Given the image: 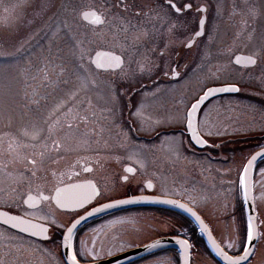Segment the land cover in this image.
<instances>
[{
	"label": "rangeland",
	"instance_id": "obj_1",
	"mask_svg": "<svg viewBox=\"0 0 264 264\" xmlns=\"http://www.w3.org/2000/svg\"><path fill=\"white\" fill-rule=\"evenodd\" d=\"M260 2L261 13L252 41L245 42L246 46L240 41L238 47L263 50L264 0ZM89 5L94 6V0H0V206L51 223L54 220L57 227L73 214L60 213L47 203L29 210L22 206L21 199L34 183L39 186L51 182L54 173L66 176L75 167L76 159L87 158L93 162L96 157L100 158L103 163L94 166L92 175L103 187L101 198H107L125 193L128 187L133 192L141 191V180L147 175L155 180L158 190H165L166 185L168 188L173 182L188 184V176L183 179L179 171L187 157L189 160L183 168L187 169L191 164L199 174L195 179L197 191L193 198L184 195L194 201L198 210L202 209L222 245L232 251L240 250L244 241L240 238L237 218L228 219V223L217 217L213 221L208 218V205L212 199L205 194L209 187L204 186L215 171L213 159L205 157L204 150L191 148L187 153L189 148L183 141L185 135L179 132L171 131L163 138L161 134H146L144 128L181 127L182 106L189 105L193 96L191 90L196 87L195 77L200 76V83L209 79L210 82L234 81L243 91V102L236 95L227 101L219 98L205 104L199 122L205 137H216L225 131L244 135L257 129L264 130V60L243 72L231 63L230 51L226 56L214 50L210 63L196 72L195 69L190 71L183 80L175 83L181 97L173 106L166 92L148 97L152 98L149 101L139 94L137 101L131 99L127 104L126 99L120 97L127 96L135 79L129 80L126 88H119V92L115 83L126 75V71L132 70L129 68L133 64L139 68L144 64L140 52L143 26L139 22L125 24L123 14L113 3L103 9L107 23L87 26L81 22L79 12ZM117 12L121 24L111 23ZM211 26L213 31L217 28L213 40L216 49L219 48L216 44L225 37L222 35L225 26H233L240 30L238 32L244 28L242 24L219 21H214ZM99 47L116 49L126 55L124 65L114 75L99 74L92 68L89 58ZM196 59L192 67L204 65V58ZM247 92L254 93L255 98L246 97ZM141 117L144 120L141 121ZM122 125L127 126L126 131ZM123 147L122 153L117 151ZM126 159L135 172L127 182L120 183V165ZM164 165L170 167H164L167 169L160 175ZM222 168L225 170L222 184L226 188L232 179V167L222 164ZM255 179L257 217L262 228L252 259L247 264H264V162L259 165ZM227 209L230 208L221 207L220 211ZM143 219L140 210H124L86 224L78 235L77 232L74 234L77 253L85 260L98 259L157 233L155 228H151L152 231L143 229ZM172 226L167 222L159 229H164L165 233ZM0 234L4 238L0 264H63L47 242L33 240L2 226ZM88 251L93 255L88 256ZM158 261L177 264L166 254L135 264H157ZM192 264L215 262L201 247L196 248Z\"/></svg>",
	"mask_w": 264,
	"mask_h": 264
},
{
	"label": "flooded vegetation",
	"instance_id": "obj_2",
	"mask_svg": "<svg viewBox=\"0 0 264 264\" xmlns=\"http://www.w3.org/2000/svg\"><path fill=\"white\" fill-rule=\"evenodd\" d=\"M111 3H113V6L117 10H119L120 13L123 14L124 20L125 22H127L125 24H129V23L135 24V22H139L143 26V30H144V33L142 34V38H141V51H140L143 54L142 57L144 64L141 66V68L134 66V64L133 65L130 64L132 65L130 66L132 68L129 67L128 68L132 70L126 71V75L124 77H119L120 80L117 83L114 82L117 85V89L119 92L120 91L119 88H126V83L131 79H135V81H133L131 86L129 87L130 91L127 94V96L125 98H122V96L120 97L121 99H126L127 104H130L131 99L137 101L138 100L137 95L139 94L143 95L144 97L143 99L149 101L152 98H148V97H152L153 95H158L160 93L166 92L169 94L172 101L170 102V105L173 106L177 102V100L181 97L180 95H178L179 93L177 89H175V83L183 80L190 71L195 69L194 71L196 72V70L198 71L201 67L206 66L207 62L210 63L209 58L213 56L212 52L214 50L216 51L219 50V53L226 56L228 51H230L231 53L230 57L235 53H243L253 56L256 60V64L248 67L236 66L238 68H241L243 72L246 71V69L248 70L253 69L254 67H256L257 63L260 60L261 62L264 60V43H263L262 51H254V50L238 47L240 41L244 43L243 46H246L245 42L249 44L252 41V37L254 35V28L256 26L257 19L259 18L261 13L262 5L260 0H171V3H174L176 7L180 9L179 12H177L174 8L171 7L169 0H94V6L89 5L83 8L96 9L98 13H100V15L102 16L103 23H100L99 25H95V26H101L104 23L108 22L103 9L108 4ZM185 5H191V7H185ZM217 8L219 11H217ZM200 9L203 10L201 11ZM119 12L115 14V17L114 19L111 20V23L119 22L121 24V20L119 18V14H120ZM202 17L204 18V24L202 26L201 35L197 36L196 33L199 30V22ZM214 21L217 22L219 21L223 23L229 22L238 25L242 24L244 25V28H242L241 30L242 32H238L239 29L235 30V27L233 26L230 27L225 26L226 28L222 32V35L225 37L221 42L216 44L219 46V48L216 49L215 47H213V40H214V35L217 34L216 33L217 28H214L213 31V27L211 26L213 25ZM219 33L220 32L218 31V34ZM223 45L226 46L222 47ZM231 47H234V49H231ZM121 54L123 56V60H125V54L123 53ZM197 57L204 58V65L200 64V67L198 68H196V66L192 67L193 65H195L192 63L197 60L196 59ZM189 65H191V67H189ZM119 69L113 71H98V72L99 74L114 75ZM199 78L200 76L198 78L197 76L195 77L196 87H194L195 89L191 90L193 96L191 97L188 103L189 105L184 104L182 106L184 107L182 126L163 128L162 125H158L157 127H149V128L145 127L144 128L145 133L146 134L155 133L158 135L161 134L160 136H163L164 138V136H166L171 131L179 132L180 135L181 134L185 135V138H183V141L185 143L184 142L183 143L185 147L189 148L187 153L191 152L190 151L191 148L197 151L204 150L206 155L205 157H209L213 159L212 164L214 162L215 171L210 178V182L206 183V185L204 186V188H206L207 186L209 187V189L206 190L205 194L212 199V201L208 205L210 206L209 207L210 213H208V218H211L213 221V219L217 217L225 222H227V220L230 218L231 219L237 218L236 221L237 226L240 229V231H242L244 228L243 220H242L243 215L241 211L240 202H238L237 200L236 186L238 183L239 167L243 157L240 155L241 156L240 159V156L239 155L237 156L235 154L236 153L241 154L246 149V147L244 146L243 143H241L240 145L238 144L237 146L232 145V147H227L221 144H213V143L208 144L205 136L201 132L200 129L201 127L199 124L200 112L207 102L219 98L225 99L226 101L230 100L229 98L236 97L234 96V94L237 91L235 93H229V94L209 98L199 108L197 125H198L199 134L205 138L206 143H204V145L193 144L189 140L185 129L186 113L188 107L201 93H203V91L208 86L214 84L230 83V84H235L239 90V85L234 81H228V80L210 82V79L205 83H200L198 82ZM201 84H204V86ZM133 94H136V96L133 97ZM142 120H144L143 117H141V121ZM144 123H147L146 120ZM122 126L124 127L123 129H125L126 131L127 126L124 125ZM131 130L133 129L131 128ZM225 132L226 133L220 134L218 137L236 135V133L234 132H229V131H225ZM155 134H151V136ZM218 137H214V138H218ZM161 144L165 145L164 143ZM124 148L125 147L120 148V150L117 151L122 153ZM223 152L228 153V158L226 161H222L218 159L219 154ZM208 154H210L211 156H209ZM213 154H216V156H213ZM187 160L189 159H187V157H184L185 164ZM218 160L222 162L223 166L228 164L229 166L232 167L231 169L232 179L228 181L229 183L226 188L225 185L222 184V177H224L225 175L224 174L225 170L222 168V164ZM75 161H76L74 163L75 167L72 170H70L66 176L61 177L60 175H56V173H54L55 176L54 175L52 176L51 182L50 181H48L47 183L43 182L42 184H38L39 186H37V183L36 184L34 183L32 186L33 188L25 191L24 195L26 193H34V194L46 193L48 195H51L53 189L58 185H62L64 183H69L74 181H80V180H92L94 181V183L96 184L99 190V195L96 196V198L93 200L92 203H90L88 206L84 207L79 211L59 210L54 206V204L50 199L41 201L40 205L36 208H28L22 205L23 207L29 210H33L41 207L42 204L47 203L51 205L54 209L59 211L60 213L73 214L72 217L68 218L65 222L62 221L61 225L57 227L55 224L43 220V218L40 219L34 217V219L46 222L49 225L50 238L46 242L50 244L53 254L55 255V257H58L59 259L61 258L60 235L63 229L66 227V225H68V223L71 221L73 217L83 212L84 210L88 209L90 206L98 204L102 201L112 198H118L134 193L130 189V187H128L126 188L127 191L123 194L119 193L113 197L101 198L103 194L102 192L103 187L97 179H94L92 175L94 166L97 165L98 162H101L100 158L96 157L95 160H93V162H91L92 160L90 161V159L87 158H79L76 159ZM184 163H182V166H179V171L181 170L183 179L186 176H188V180H189L188 184L181 182L180 183L173 182L170 183L168 188H167L168 185H166L167 189L165 188V190H158V188L156 187L155 180L150 178L149 175H147L143 180H141L142 181L141 191H136V192L147 196L150 195L170 196L188 202L200 213V215L204 218L205 223L208 225L209 229L214 234L210 224L202 214V209L200 208L199 211L194 205V201L187 199L186 196L184 195L186 194L188 195L187 196L188 198H193L194 194L197 191L195 179H198V174H199L197 168H193L194 166L193 165L191 166V164L190 165L188 164L187 169L183 168L185 165ZM88 164L90 165V167L88 166ZM125 164H127V159L124 160L120 165L121 167V174L119 176L120 183L127 182L128 178L131 176V175L124 176L123 166ZM164 167L167 166L164 165L160 168V175L164 173L166 169L170 166H168L167 168ZM190 168L191 171H188ZM85 169H90V171H86ZM146 180L150 181L151 183L150 189H148L145 185ZM213 184L215 185L213 186ZM227 206L230 209L224 210L222 212L220 211L221 207L226 209ZM119 211H121V209L101 213L85 221L83 224L77 227V229L74 231L71 237V247H73L74 250L73 253L77 254V259H79L82 262L90 261V260H85L77 253V244H76V240H74V234L77 232L78 235L82 231L83 226H85L86 224L92 223L93 221L103 218L105 216H110L111 214L115 215ZM14 212L19 214V212L17 211ZM141 212H143V216H144L143 221L145 224L143 229L149 228V230L152 231L151 228H155L156 230L154 231L157 232L151 236H148L146 240L163 234H176L179 232L177 231V229L181 225H183V222H187V223L190 222L193 225L192 227L194 229L195 236L197 235L196 226L188 219L186 215L182 214L181 211L177 208L168 205H161L153 202H144L143 205H141ZM222 213H226V215L223 216ZM23 215L27 216L25 214ZM167 222H169V224H173V226L167 232L163 233L164 229H159V228L163 224H166ZM156 225L158 227H155ZM193 229L190 228V232H192ZM200 237H198V239L200 242H202L203 239L202 237L201 238ZM220 244L222 245L221 242ZM222 246L226 248L224 245ZM3 248H4V238L3 235L0 234L1 258L3 257ZM208 257H210V259L213 262H215V264H220L217 261H215L213 257L211 256Z\"/></svg>",
	"mask_w": 264,
	"mask_h": 264
},
{
	"label": "water",
	"instance_id": "obj_3",
	"mask_svg": "<svg viewBox=\"0 0 264 264\" xmlns=\"http://www.w3.org/2000/svg\"><path fill=\"white\" fill-rule=\"evenodd\" d=\"M95 12L97 15H99L96 11L91 10V9H84L81 11L80 16L81 18L87 22L90 23L92 25H96L99 23H95V17L92 15V13ZM88 14L87 16H85V14ZM100 16V15H99ZM101 17V16H100ZM201 19L204 18L202 17ZM200 19V21H201ZM202 31V26L199 22V30L197 32L201 33ZM192 41V40H191ZM190 41V42H191ZM189 42V43H190ZM250 55L247 54H242V53H236L233 55L232 57V62L236 65H240V66H251V64L248 63L247 61V57H249ZM110 57H119L120 63L119 66L116 65V61L111 60ZM237 57H240V61L239 63H237ZM253 57V56H251ZM254 58V57H253ZM255 59V58H254ZM90 63L92 64V66L96 69H100V70H115L117 68H119L122 65V57L112 51L109 50H105V49H97L95 51L92 52L91 56H90ZM231 87H235L234 85H228V84H223V85H213V86H209L205 89V91L203 92V94L199 95V97L197 98V100H195L193 104H198L197 108L195 109V111L192 112L191 115V119H192V123H193V127L196 130L200 140L203 141V143H197V141L195 139H193L192 136V132L191 130L188 128V113L192 110V105L190 106V108L187 111V117H186V124H185V128L189 134V137L191 139V141L196 144V145H202L204 144V140L202 139V137L199 135L198 130H197V113H198V109L200 107V105L208 98L210 97H214L220 94H224L227 92H232V91H218V89H223V88H231ZM212 90L209 93V90ZM205 93H209L207 95V97L205 99L201 101V98L205 96ZM199 102V103H198ZM253 157H255V159H253ZM261 157H264V147L254 151L253 153H251L249 155V157L246 159L244 165H243V169H242V175L244 177V184L242 185V194H243V200H244V205H245V210H246V215L247 218L249 216L252 217V223H253V228H254V239L252 241V247L250 249V254L248 256V258L246 260H241L239 261V264H244L248 261V259L251 257L253 249H254V245L257 239V225H256V220H255V212H254V206H253V199H252V173H253V167L255 162L260 159ZM251 160L252 163L249 166L248 165V161ZM247 166V172L245 173V167ZM131 167L134 171V168L132 166L129 165H125L124 166V170L126 168ZM132 172H127L126 173H133ZM94 184L91 180H84V181H77V182H73V183H69V184H64V185H60L58 187H56L50 197L51 201L54 203V205L56 207H58L59 209L62 210H75V209H79L84 207L85 205H87L88 203H90L91 201H93V199L96 197V195L92 196L90 199H87V201H81L80 205L77 206V204L75 203H68L66 206L61 207L59 204H57L56 202V189L60 188L63 189V193H62V199H76L78 198L82 193H86L89 191V189L87 188H77L74 187L76 185H87L88 183ZM150 183L145 182V185L148 189H150L151 187H148ZM95 185V184H94ZM96 187V185H95ZM96 189L98 190V188L96 187ZM245 190H247L248 192V196L247 198L245 197ZM32 197V200H29V197ZM42 197H48V195L40 193L39 195H35L32 193H28L24 196L23 198V203L24 205L33 208L36 207L40 204L41 199H43ZM122 200H130L133 201L131 203H118V201H122ZM175 201V203L169 204V203H165V201ZM25 201H28L27 203ZM144 202H153V203H157V204H162V205H168L177 209H180L181 211L185 212L196 224V226L199 229V232L202 234V236L204 237L205 241L207 242L208 246L211 248V250L213 251V253L215 254L216 258L219 260V262H221L222 264H228L227 261L224 260L223 256H220L217 254V251L215 248H213L212 244L210 243V239L211 241H214L216 243V245L219 246V249L226 253L228 256L231 257H238V256H243L244 255V249L235 255H231L228 252H226L220 245L219 243L216 241V239L214 238V236L212 235L211 231L209 230V228L207 227V225L204 223V221L202 220V218L187 204H185L184 202L172 198V197H166V196H159V195H144V194H137V195H130V196H126V197H122V198H117V199H112V200H108L105 202H102L98 205H95L91 208H89L88 210H86L85 212H83L82 214H80L79 216H77L76 218H74L64 229L62 235H61V243H60V248H61V256L63 258V261L65 264H71L70 260H69V255L72 254L70 247L66 246L64 244V234L67 232L68 228H72V233L75 230V228L84 220L95 216L96 214H100L102 212L105 211H109L112 209H116V208H120V207H124V206H130V205H137V204H141ZM180 204L185 205V208H181L179 207ZM104 205H112L111 207H104ZM94 209H100V211H94ZM185 209H191V212L186 211ZM192 212H194L196 214V216H198L200 218V220L198 221L196 219L195 216L192 215ZM0 213H2L3 215H0V223L11 228L14 229L16 231H19L23 234L29 235L31 237L34 238H38V239H45L44 237L47 236V238L49 237V226L45 223H42L40 221L31 219V218H27L24 217L22 215L19 214H15V213H11L7 210L1 209L0 208ZM10 216H15V217H19L21 220L24 221L23 224H17L16 227H13V221H9L8 223H5V220H8V218ZM77 221H79V223H77ZM201 221L203 222V225L206 227V231H201ZM29 223L31 224H37V225H43L45 228H47V232L44 234H38V235H33L32 234V230L30 229L29 231H23L22 229L24 227H26ZM73 225H75V227H73ZM179 240H185L184 238L180 237V236H161V237H157L154 238L152 240H149L148 242H145L141 245L138 246H134L132 248H129L127 250H124L122 252H119L117 254L111 255L109 257L106 258H102V259H98L95 261H91V262H86V263H82L79 261V264H120L122 262H125L131 258H134L140 254H143L146 251H149L153 248L148 247V245H152V244H157L156 247H160V246H173L176 248V250L178 251L179 254V261L178 264H189V253H190V248H189V244H188V248L186 250V252H184V254L182 255V246L178 243ZM186 241V240H185ZM158 242V243H157ZM154 247V248H156Z\"/></svg>",
	"mask_w": 264,
	"mask_h": 264
},
{
	"label": "snow or ice",
	"instance_id": "obj_4",
	"mask_svg": "<svg viewBox=\"0 0 264 264\" xmlns=\"http://www.w3.org/2000/svg\"><path fill=\"white\" fill-rule=\"evenodd\" d=\"M169 3L171 5L172 8H174L177 12L180 11L179 8L176 7V5L174 3H171V0H169ZM185 7H191V5H185ZM201 11L203 9H200ZM88 14L86 13L85 16H87ZM92 15L95 17V23H103V20L102 18L97 15L95 12L92 13ZM200 24L201 26H203L204 24V21L203 19H201L200 21ZM197 36L201 35L200 32H197L196 33ZM111 60H114L116 61V65L119 66V63H120V60H119V57H110ZM248 63L251 64V65H254L256 64V60L249 56L246 58ZM240 61V57H237V63H239ZM212 90L210 89L209 90V93L211 92ZM218 91H238V89H236L235 87H231V88H223V89H218ZM209 93H205V96L201 98V101L203 99H205L207 97V95ZM199 103V102H198ZM198 104H193L192 105V110L188 113V116H189V119H188V128L191 130L192 132V136H193V139H195L197 141V143H203L202 140H200L196 130L194 129L193 127V123H192V119H191V115H192V112L195 111V109L197 108ZM253 159H255V157H253ZM252 163L251 160L248 161V165L250 166ZM86 171H90V169H85ZM125 171L127 172H132L133 169L131 167L129 168H126ZM247 172V166L245 167V173ZM241 185L244 184V177L243 175L241 176ZM74 187H77V188H87L89 189L88 192L86 193H82L78 198L76 199H62V193H63V189H60V188H57L56 189V202L57 204H59L61 207H64L66 206L68 203H75L77 204V206L80 205L81 201H87V199H90L92 196L94 195H99V192L98 190L96 189L95 185L94 184H91L90 182L87 184V185H76ZM148 187H151V184L148 185ZM248 196V192L247 190H245V197L247 198ZM43 199H48V197H42ZM33 198L30 196L29 197V200H32ZM26 203L28 201H25ZM133 201H130V200H122V201H118V203H131ZM165 203H169V204H172V203H175V201H171V200H168V201H165ZM112 205H104V207H111ZM179 207L181 208H185V205L183 204H180ZM186 211H189L191 212V209H185ZM94 211H100V209H94ZM0 215H3L2 213H0ZM192 215L196 217V219L199 221L200 218L198 216H196V214L194 212H192ZM9 221H13V227H16L17 224H23L24 221L21 220L19 217H15V216H10L8 218V220H5L4 222L5 223H8ZM53 223H55V221L53 220ZM77 223H79V221H77ZM73 227H75V225H73ZM32 230V234L33 235H38V234H44L47 232V228H45L43 225H37V224H31L29 223L26 227H24L22 230L23 231H29V230ZM201 231H206V227L203 225V222L201 221ZM254 228H253V223H252V217L249 216L248 217V225H247V242L245 244H243V249H244V255L243 256H238V257H231V256H228L226 253L222 252L220 249H219V246L216 245V243L214 241H211L210 239V243L212 244L213 248L216 249L217 251V254L220 255V256H223L224 260L228 262V264H239V261L241 260H246L250 254V249L252 247V241L254 239ZM71 237H72V228H68L67 232L64 234V244L68 247H71ZM45 239H47V236L44 237ZM158 243V242H157ZM178 243L182 246V255L184 254V252H186L187 248H188V242L185 241V240H179ZM157 244H152V245H148V247L150 248H154L156 247ZM228 247L231 248L232 247V244L229 243L228 244ZM88 256H92L93 253L91 251H88L86 253ZM69 260L71 262V264H79V261L77 259V254L75 253H72L69 255ZM157 264H163V261H158Z\"/></svg>",
	"mask_w": 264,
	"mask_h": 264
},
{
	"label": "trees",
	"instance_id": "obj_5",
	"mask_svg": "<svg viewBox=\"0 0 264 264\" xmlns=\"http://www.w3.org/2000/svg\"><path fill=\"white\" fill-rule=\"evenodd\" d=\"M252 95V94H251ZM251 141H253L251 144H254V143H257V142H262L264 141V134L260 135V136H253L252 138H250ZM240 141V139L238 140ZM250 144V145H251ZM193 225L189 222H183V225H181L177 231H181V232H184V233H187L189 236H191V238L194 236V229L192 227ZM190 228L193 229L192 232H190ZM187 231V232H185ZM196 243V242H195ZM172 251V252H171ZM169 252V253H168ZM172 253L174 254V250L172 249H158V250H155L153 252H150L148 254H145L143 256H140L138 257L137 259H134L132 261H130L128 264H135L136 262H142V261H145L147 259H150V258H154L160 254H166V255H171V258H172ZM127 264V263H126Z\"/></svg>",
	"mask_w": 264,
	"mask_h": 264
}]
</instances>
